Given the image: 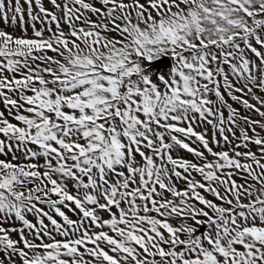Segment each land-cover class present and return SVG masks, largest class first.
I'll return each instance as SVG.
<instances>
[{"label":"snow or ice","instance_id":"6c2138e0","mask_svg":"<svg viewBox=\"0 0 264 264\" xmlns=\"http://www.w3.org/2000/svg\"><path fill=\"white\" fill-rule=\"evenodd\" d=\"M0 264H264V0H0Z\"/></svg>","mask_w":264,"mask_h":264},{"label":"rangeland","instance_id":"374dc122","mask_svg":"<svg viewBox=\"0 0 264 264\" xmlns=\"http://www.w3.org/2000/svg\"><path fill=\"white\" fill-rule=\"evenodd\" d=\"M237 107H240L241 108V110L243 111V108L239 105V104H237L236 105ZM226 115H227V113H226ZM198 130H202V129H198ZM211 128L209 127V134L211 135ZM237 135H239V131L237 130V133H236ZM187 154V153H186ZM69 214H71V213H69Z\"/></svg>","mask_w":264,"mask_h":264}]
</instances>
